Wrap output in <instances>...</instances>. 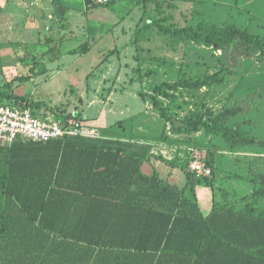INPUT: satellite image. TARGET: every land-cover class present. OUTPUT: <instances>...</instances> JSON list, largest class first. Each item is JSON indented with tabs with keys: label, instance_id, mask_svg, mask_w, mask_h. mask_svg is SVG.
Listing matches in <instances>:
<instances>
[{
	"label": "trees",
	"instance_id": "obj_1",
	"mask_svg": "<svg viewBox=\"0 0 264 264\" xmlns=\"http://www.w3.org/2000/svg\"><path fill=\"white\" fill-rule=\"evenodd\" d=\"M167 22L168 16L153 21L163 36L223 52L233 46L246 58L255 53L264 59V36L235 23L177 27ZM81 49L88 50L87 42ZM231 73L225 64L194 77L179 72L173 82L163 81L140 95L151 99L175 135L203 131L234 150L263 146L251 117L233 121L240 107L215 114L202 104L177 119L174 106L185 92L221 85ZM5 97L0 101L39 111L16 95ZM113 125L124 130L122 121ZM88 138L0 146V264H264V176L257 186L248 179L251 193L239 200L222 189L205 214L194 191L200 184L213 191L214 173L197 174L188 160H164L185 173L187 183L179 188L156 169L142 172L151 158L148 146L133 150L118 139ZM205 164H213V152ZM188 187L191 196L185 194Z\"/></svg>",
	"mask_w": 264,
	"mask_h": 264
},
{
	"label": "rangeland",
	"instance_id": "obj_2",
	"mask_svg": "<svg viewBox=\"0 0 264 264\" xmlns=\"http://www.w3.org/2000/svg\"><path fill=\"white\" fill-rule=\"evenodd\" d=\"M84 1L0 0V99L13 94L35 104L39 112L83 121L86 110L87 117L104 118L106 124L99 129L135 139L133 150L148 146L150 157L163 162L201 160L210 169L208 175L217 176L214 190L206 189L211 197L220 198L222 189L231 199L248 197V179H255L257 186L264 176V145L234 150L203 131L175 135L140 92L173 82L179 72L194 77L228 65L232 73L225 83L179 98L174 106L177 119L202 104L215 114L240 107L233 121L251 117L264 137V59L259 61L255 53L246 58L233 46L223 52L163 36L153 25L155 18L168 16L167 23L177 27L200 21L219 27L235 23L264 36V0ZM85 42L87 51L81 49ZM117 121H122L124 132L112 125ZM86 123L95 127L90 118ZM210 152L212 165L205 164Z\"/></svg>",
	"mask_w": 264,
	"mask_h": 264
},
{
	"label": "built area",
	"instance_id": "obj_3",
	"mask_svg": "<svg viewBox=\"0 0 264 264\" xmlns=\"http://www.w3.org/2000/svg\"><path fill=\"white\" fill-rule=\"evenodd\" d=\"M106 4L109 0H94ZM97 137L94 127L86 121L76 120L74 116L50 111H34L23 104L0 101V146L14 143H46L62 137ZM190 169L196 173L210 174L199 159L190 162Z\"/></svg>",
	"mask_w": 264,
	"mask_h": 264
},
{
	"label": "crops",
	"instance_id": "obj_4",
	"mask_svg": "<svg viewBox=\"0 0 264 264\" xmlns=\"http://www.w3.org/2000/svg\"><path fill=\"white\" fill-rule=\"evenodd\" d=\"M61 3L63 4V2L61 1ZM87 107V106H86ZM86 110L82 111L83 116L85 117L86 121L87 118H90L91 124H93V126L95 125V129L98 132V136L97 137H84V138H88V139H103V140H120L121 142H127L130 143L131 146L130 148L133 149V146L135 144V139L130 137H124V138H117V137H113L112 134L106 130H101L99 129V127H102L106 124L104 118L102 117H96V116H92V117H87ZM113 125V124H112ZM103 131V132H101ZM123 132L125 131L122 130ZM106 132V133H105ZM153 152L152 150L149 151V153ZM167 161V159H164ZM170 160V159H168ZM166 161H160L159 159H155L153 157L150 158V162L149 163H144L141 167L142 172L146 173V174H150L152 172L153 169H156L159 173V175L161 176L162 179L168 181L171 184H175L177 185V187L181 188L184 187V185H186L187 183V178L185 173L178 167H171L167 164ZM199 174V173H197ZM209 190L208 187H205L204 185L200 184L198 186L195 187V200L197 201V203L199 204V206L201 207L202 211L206 214L208 213L213 205V197H211L210 191H206ZM186 195L191 196V191L190 188L188 187L186 189L185 192ZM207 194H209V196H207Z\"/></svg>",
	"mask_w": 264,
	"mask_h": 264
}]
</instances>
